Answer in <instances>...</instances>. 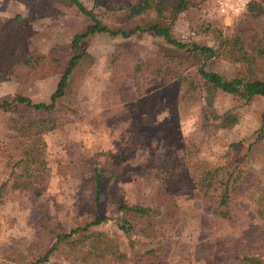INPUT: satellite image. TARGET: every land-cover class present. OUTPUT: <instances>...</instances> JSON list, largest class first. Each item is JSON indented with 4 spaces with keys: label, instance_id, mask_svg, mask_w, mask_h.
I'll use <instances>...</instances> for the list:
<instances>
[{
    "label": "rangeland",
    "instance_id": "1",
    "mask_svg": "<svg viewBox=\"0 0 264 264\" xmlns=\"http://www.w3.org/2000/svg\"><path fill=\"white\" fill-rule=\"evenodd\" d=\"M80 1L94 8L111 28L128 29L136 23L146 24L152 18L144 16L124 22L118 19V13L108 11L103 2L94 7V0ZM191 1L192 5L177 16L171 27L175 39L216 47L221 38H262L264 14L252 18L244 7L236 15H223L215 0ZM254 1L264 7V0ZM86 22L75 6L61 0H0V30L7 26V30L20 39L17 51L23 57L36 52L58 56L71 54V37ZM86 41V48L95 60L87 67L81 64L74 73L71 95L67 102L58 106L59 115L65 121L43 134L51 169L47 189L42 193L44 197L52 198L48 202L52 215L49 227L60 233L61 224L68 232L92 221L97 209L104 220L92 229L112 236L132 259L127 264H144L137 260L156 242L151 243L140 235L138 220H135L133 243H129L117 226L121 218L119 197L123 195L128 205L156 208L158 179L153 175L164 170L165 159H172V155L182 156L183 150L189 149L192 151L187 157L196 160L198 165L211 167L228 161L232 165L241 162L240 166L250 172L253 182L232 197L230 207L234 217L230 221L217 217L215 209L208 208L202 199H198L195 190L179 192L176 200L180 214L170 232L177 245L169 254L168 262L250 264L239 260L233 246L244 251L248 246L257 247L255 254L264 260V218L256 216L259 208L264 210V131L259 132L263 124L264 96H255L249 103L241 104L237 108L235 125L214 124L208 130H200V103L181 98L186 88L182 77L189 73L193 75L196 66L185 62L179 64L177 58L169 60L172 53L165 50H170L171 46L161 37L144 32L123 38L102 32ZM255 46L256 41L248 46V50ZM208 65L226 78L244 75L247 67L224 55L209 61ZM170 67L174 74L180 73L179 78L169 76ZM254 67L256 74L264 78V59L260 58ZM31 75L27 69L0 68V101L22 94L33 102H49L60 74L42 78ZM163 77H166L164 83ZM115 85L118 101L109 98ZM236 98L217 92L209 113H223L237 104ZM118 105L120 110H117ZM110 109L121 111L126 115L125 120L109 123L106 111ZM30 110L24 107L14 113L0 110V185L13 171V160L7 162V154L18 135L6 129V120L11 115L26 116ZM31 113L37 112L31 110ZM110 165L113 171L107 170ZM94 168L102 172L103 187L98 200ZM186 171L184 166L182 172ZM165 173L168 172L165 170ZM169 173L172 175V169ZM35 191L29 189L22 193L10 185L2 187L0 264H19L9 257H19L13 253L24 251L28 245L32 247V258L35 259L56 240L55 234L42 230L44 210L39 203L44 200L30 198ZM159 212L154 209L153 216H158ZM67 249L62 241L49 252V262L76 264L73 258L65 256Z\"/></svg>",
    "mask_w": 264,
    "mask_h": 264
},
{
    "label": "trees",
    "instance_id": "2",
    "mask_svg": "<svg viewBox=\"0 0 264 264\" xmlns=\"http://www.w3.org/2000/svg\"><path fill=\"white\" fill-rule=\"evenodd\" d=\"M61 1L75 6L87 20L84 27L72 35L70 40L72 53L67 56L36 52L29 57H23L17 51L20 39H17L14 33H10L6 28L7 26L0 30V68L27 69L32 73V77L39 78L60 74L56 88L49 96V102H33L30 97L22 94H15L11 99L0 101V110L4 112L14 113L21 107L37 112L33 114L30 110L26 116L11 115L6 120V129L12 130L18 135L8 149L7 162L13 160V171L9 179L0 185V198L2 197V187L6 185H10L22 193H26L29 189H35L36 191L30 195V198L35 197L44 200L39 203V206L44 210L42 230L55 234L56 239L45 253L39 254L35 259L32 258L33 249L30 245L24 251L13 253L19 257H9V259L19 264H39L42 262L57 264L49 262V252L55 250L62 241H65L68 248L65 256L73 258L76 264H127L132 259L130 260L127 254L121 250L119 243L108 233L92 229L93 226L104 220L97 209L92 221L77 225L68 232L59 224L61 232L56 233L55 229L49 227L52 215L48 202L52 198L44 197L42 194L46 191L51 178L43 134L61 126L62 122L65 121V118L59 115L58 106L65 100L67 102V97L71 95V82L74 73L81 64H85L87 67L92 65L95 60V57L86 48V39L102 32L112 36L120 35L123 38L144 32L161 37L168 46H171L170 50H165L172 53V56L168 57L169 60L177 58L179 64L185 62L187 65L196 66V72L193 75L189 73L182 77L186 88L183 90L181 98L184 97L200 103L202 120L198 128L200 130L207 128L208 130L214 124L235 125L238 121L237 108L241 104L249 103L255 96H264V78L256 74L254 67L260 58L264 59V45L262 43L264 30L260 40H255V37L254 40H243L240 36H235L232 40L221 38L218 45L214 47L200 45L196 42H182L172 36V25L177 16L192 5L191 0L93 1L94 7L103 2L108 11H111L112 14L118 13V19L124 22L137 20L144 16L152 17L148 19L146 24L136 23L128 29L123 27L111 28L102 21L94 8L85 6L80 0ZM245 8L249 10L252 18H259L264 14V7L254 0H247ZM255 41L256 46L250 47L248 50V46ZM223 55L232 62L245 64L247 67L244 69V75L226 78L209 67V61L213 62L215 58ZM112 64L115 72V58L112 60ZM171 67L169 76L172 78L178 76L179 78L180 73L174 74ZM136 69H139V65H136ZM164 78L166 77L162 78V83H164ZM165 80L167 81V79ZM116 85L112 88L109 98L118 101L119 95ZM217 92L236 96L237 104L232 105L221 114L212 115L209 113V108H213L214 97ZM120 109L121 107L118 105L117 110ZM117 110L106 111V120L109 123L125 120L126 115ZM263 131L264 112L260 134ZM192 146L194 149V144ZM190 151L192 150L186 149L183 150L182 156L172 155V159L168 157L163 163L164 170L157 171L160 173L159 175H153L158 179L155 193L156 208L160 211L158 216H153L156 208L139 204L128 205L123 200V195L119 197L121 218L117 221V226L122 230L129 243L131 245L133 243L132 232L134 223L137 222L135 220H138L140 235L149 239L151 243L156 242L139 257L137 260L139 263L171 264L168 262V257L171 251L172 253L175 251L177 241L171 238L170 232L177 223L180 214V206L176 200V195L179 192L195 190L198 199H202L208 208L215 209L217 217L230 221L234 217L230 207L232 197L253 182L250 172L240 166L241 162L232 165L228 161L211 167L203 164L198 165L196 160L187 157ZM184 166L187 168L186 172H182ZM111 167L112 165L107 170L111 171ZM94 169L96 171L95 197L98 200L103 187L102 172ZM171 169L172 175L169 173ZM165 170L168 173H165ZM130 211L132 215H128ZM256 216L263 219L264 210L259 208L256 211ZM256 249L257 247L248 246L247 250L244 251V249L232 247L239 260L250 264H264V260L255 254ZM205 256L207 257V255Z\"/></svg>",
    "mask_w": 264,
    "mask_h": 264
},
{
    "label": "built area",
    "instance_id": "3",
    "mask_svg": "<svg viewBox=\"0 0 264 264\" xmlns=\"http://www.w3.org/2000/svg\"><path fill=\"white\" fill-rule=\"evenodd\" d=\"M219 13L223 15H236L246 6L247 0H215Z\"/></svg>",
    "mask_w": 264,
    "mask_h": 264
}]
</instances>
